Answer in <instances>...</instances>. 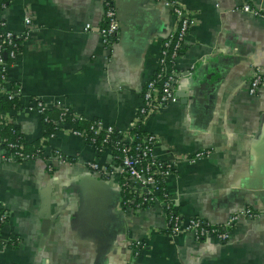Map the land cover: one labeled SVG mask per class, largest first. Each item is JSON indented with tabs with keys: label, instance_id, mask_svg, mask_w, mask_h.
Masks as SVG:
<instances>
[{
	"label": "crops",
	"instance_id": "1",
	"mask_svg": "<svg viewBox=\"0 0 264 264\" xmlns=\"http://www.w3.org/2000/svg\"><path fill=\"white\" fill-rule=\"evenodd\" d=\"M177 1L193 20L177 61V100L150 113L143 130L156 136V157L172 164L164 182L183 220L224 223L248 206L258 214L238 218L223 241L172 234L163 202L123 205L111 148L76 134L68 119L44 133L35 98L130 130L176 27L169 5L116 0L118 36L107 46L98 32L105 0H10L2 18L29 36L0 81V124L42 145L51 167L42 157L0 158V264H264V92L246 88L256 68L264 71V0ZM9 87L19 92L8 108Z\"/></svg>",
	"mask_w": 264,
	"mask_h": 264
},
{
	"label": "built area",
	"instance_id": "2",
	"mask_svg": "<svg viewBox=\"0 0 264 264\" xmlns=\"http://www.w3.org/2000/svg\"><path fill=\"white\" fill-rule=\"evenodd\" d=\"M10 0H0V79L3 86L7 80L9 66L12 65L22 47L23 43L28 39L29 29L26 27L23 31H14L7 27L5 20L1 16V12ZM166 5L172 8L176 16V27L163 40L162 49L158 58V64L155 74L148 80L142 95L140 104L137 107L136 120L130 124V130L137 124L143 123L147 116L160 107L177 100L174 84L179 77L177 61L181 55L184 40L190 25L192 17L188 13L185 6L177 0H163ZM245 11L258 13V10L252 8L251 4L246 3L242 6ZM103 23L100 25L98 32L104 44L110 46L118 36L120 25L119 16L116 9V0H105ZM25 24L30 23V18H24ZM90 24L87 23L86 27ZM7 56V57H6ZM247 90L250 93L264 92V71L256 68L249 78ZM18 88L9 87L5 90L8 97H18ZM35 107L43 115L48 108V104L41 98H35ZM59 106V119L55 122L57 129L58 122L62 120H70L74 123L75 119L85 118L82 114L73 111L67 105ZM69 114V116H67ZM47 120V116H43ZM75 125V124H74ZM128 132L116 128L112 124H105L101 119L91 118L89 124L84 128L74 127V132L78 135L88 137L93 143L96 142V136L103 134L101 142L109 145V140L114 139L113 143L117 150L122 154L118 162L119 170L122 173L124 181L121 187L130 182L127 188V196L123 197V205L125 207L139 209L144 204H150L159 200L163 202L164 208L169 209L170 213L167 218V228L170 233L191 232L196 239H209L215 237L218 240H226L230 236V229L236 220L242 216L252 217L258 213L251 207H242L229 214L224 223H214L207 221L201 216H191L183 220L181 216L174 210L173 203L170 200L166 186L162 198L159 191L163 188L160 184L158 175L162 180L171 172L172 164L164 162L156 157L153 152L156 136L147 132L143 135L134 136ZM55 131L50 132L47 136H52ZM136 138V140H134ZM6 151L0 156L4 160L22 161L26 159H34L38 157L44 158L49 167L51 162L49 157L45 156L42 145L39 146L37 152H28L24 150L23 143L3 138ZM203 152H196L195 155H201ZM90 166L101 173L106 174L108 169L104 165L97 162H89ZM6 218L4 209L0 214V221L3 223ZM137 245L138 241L135 242Z\"/></svg>",
	"mask_w": 264,
	"mask_h": 264
},
{
	"label": "trees",
	"instance_id": "3",
	"mask_svg": "<svg viewBox=\"0 0 264 264\" xmlns=\"http://www.w3.org/2000/svg\"><path fill=\"white\" fill-rule=\"evenodd\" d=\"M21 49V48H20ZM183 49L181 50L182 53ZM7 57V56H6ZM1 81V79H0ZM4 97H2L3 100V104L5 105V107H13V106H17L18 105V101H17V96L14 97H8V95L5 93V95H3ZM59 106L58 108L56 107H52L50 109H46L42 115V122H43V126H44V133L46 135H48L50 132L55 131V127H56V121L59 119ZM43 116H47V120L43 119ZM69 116V114L67 115ZM85 117V116H84ZM89 120L90 119H75L74 120V124L76 127L79 128H84L89 124ZM0 133L2 135V137L6 138L7 140H14V141H19L21 143H23L24 145V150L28 151V152H37V149L39 148L40 145H35V143H31L28 142L22 135V133L20 132L19 128L17 126H15L12 123H1L0 124ZM130 133L134 136H139V135H143L145 133H147L146 131L143 130V124L142 123H137L131 130ZM103 134L100 133L96 136V145L98 146H106L107 144H104L101 142ZM114 139H110L109 140V145H112V152L114 155V158L116 159L117 162H119L120 157H121V153L119 150L116 149V147L114 146L113 143ZM136 140V138L134 139ZM159 181L161 186L163 187L160 191H159V195L160 198H162L163 192L165 191V182L164 180H162L161 175H158ZM124 181L123 178H121V182ZM130 182L128 181L127 184H125V187L122 188L123 191V197L127 196V188L129 187ZM147 204V203H146ZM144 204V205H146ZM165 213H166V218H168L169 216V209L164 208ZM2 212V209H0V214ZM2 224V222L0 221V225Z\"/></svg>",
	"mask_w": 264,
	"mask_h": 264
},
{
	"label": "water",
	"instance_id": "4",
	"mask_svg": "<svg viewBox=\"0 0 264 264\" xmlns=\"http://www.w3.org/2000/svg\"><path fill=\"white\" fill-rule=\"evenodd\" d=\"M133 8H134V4H132ZM176 93V92H175ZM177 94V93H176Z\"/></svg>",
	"mask_w": 264,
	"mask_h": 264
}]
</instances>
